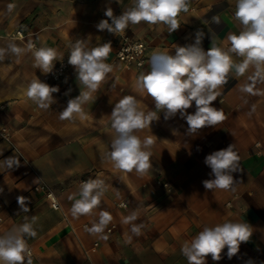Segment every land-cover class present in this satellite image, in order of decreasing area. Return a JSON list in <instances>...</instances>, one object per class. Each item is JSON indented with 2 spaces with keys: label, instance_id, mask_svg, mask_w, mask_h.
I'll return each instance as SVG.
<instances>
[{
  "label": "crops",
  "instance_id": "obj_1",
  "mask_svg": "<svg viewBox=\"0 0 264 264\" xmlns=\"http://www.w3.org/2000/svg\"><path fill=\"white\" fill-rule=\"evenodd\" d=\"M131 2L0 0V48L6 49L9 43L26 48L33 40L56 49L68 63L70 47L78 39L85 40L89 48L114 41L110 32L96 25L109 19L104 15L108 7L119 16ZM235 4L236 0H190L188 12L178 16L179 29L172 33L165 25L129 24L124 33L146 43L147 62L140 69L123 67L114 61L112 43L106 60L112 71L83 105V120L59 119L68 100L83 90L74 66L68 63L63 77L51 85L59 91L53 94L56 102L45 111L24 96L30 81L42 74L33 67L31 52L19 57L6 54L0 60V129L7 128L9 137H0V161L16 156L20 166H0V235L24 223L25 217L30 222L35 216L37 236L27 240L33 264H188L182 245L205 226L231 220L248 223L252 236L241 243L232 259L227 258L225 248L220 261L209 255L206 264H264V78L256 76L254 66L242 75L235 68L228 73L227 83L212 103L225 115L215 127L189 135L179 113L165 120L161 112L150 128L135 133L142 140L151 137L154 141L147 174L116 170L107 158L115 136L110 115L116 102L133 96L145 113L156 111L153 99L135 87L137 76L150 70L152 55L163 51L174 55V45L193 44L197 31L204 33L201 46L205 51L212 40L228 51V34H238L242 28L234 19ZM214 16H219V24L212 20ZM18 29L25 38L14 36ZM229 54L234 63L242 62V57ZM187 112H195L194 102ZM230 144L240 157L239 170L232 173L234 190H206L202 182L214 176L205 157ZM83 176L102 179L107 191L92 215L74 218L70 197L78 193V180ZM157 180L168 181L170 189ZM43 186L57 197L58 209L51 208ZM18 196L28 198L27 213L20 209ZM118 201L126 207H117ZM101 210L109 212L116 223L111 234L103 232L106 239L82 227L85 222L91 227ZM133 212L137 219L124 223ZM133 224L142 225L138 235L131 231ZM94 240L99 246L92 251Z\"/></svg>",
  "mask_w": 264,
  "mask_h": 264
},
{
  "label": "clouds",
  "instance_id": "obj_2",
  "mask_svg": "<svg viewBox=\"0 0 264 264\" xmlns=\"http://www.w3.org/2000/svg\"><path fill=\"white\" fill-rule=\"evenodd\" d=\"M121 3V0H117ZM190 0H132L128 7L119 16L113 14L111 7L104 13L109 19H102L97 25L100 31L107 30L116 35L122 34L129 24L144 22L150 26H167L168 33L179 29L178 16L187 13ZM12 5H9L11 10ZM234 19L242 26L239 33H229L230 42L228 51L217 47L212 40L211 47L205 51L201 46L204 33L197 31L195 42L186 46L174 45L175 54L156 52L150 58V70L141 72L135 87L141 94L149 95L156 111L145 113L135 97L125 96L115 103L110 115L111 128L115 136L111 143V150L107 154L108 160L116 170L138 175L147 174L152 167L151 147L154 141L151 137L143 140L135 133L150 128L153 121L163 112L165 120L173 118L179 113L188 125V134H194L205 127H215L225 119L221 109L212 106L220 95L218 89L227 83V75L235 68L237 75H242L250 66L256 69V76L264 78V0H236ZM219 24V16L212 17ZM111 42L99 44L89 48L85 40H76L70 47L68 63L75 68L77 81L83 86L80 94L69 99L67 106L59 112L60 120L85 119L83 105L92 100L99 85L112 71V65L106 63L112 51ZM26 51L31 52L33 67L43 73H51L55 62L62 60V54L51 47L37 48L29 42L26 48L15 43H9L7 48H0V60L6 54L17 57ZM229 53L242 57V62H233ZM59 91L58 87L50 86L37 77L30 81L24 90V96L32 101L39 109L48 110L56 102L53 94ZM243 91H251L245 88ZM195 103V112L189 114L187 109ZM175 134V133H174ZM204 163L211 169L213 179L204 180L206 190H234L232 173L239 170L240 157L234 150V144L214 151L205 157ZM0 166L10 169L20 166L16 156L0 161ZM3 189H0L2 192ZM107 187L102 179H88L82 181L78 193L70 197L73 200L70 212L72 217L92 215L100 206ZM78 196L79 198H76ZM27 197L18 196L17 202L22 212L27 213ZM125 207L126 205H121ZM137 219L133 212L124 218V223ZM109 212L99 211L98 220L93 222L86 231L92 235H100L111 222ZM36 217L31 221L25 217V222L14 226L0 235V264H33L32 251L27 243L28 238H35ZM141 226L132 225L131 231L137 235ZM252 227L248 223L226 220L215 226H205L191 241H186L181 248L188 264H206V257L211 256L213 261L222 259V252L227 248V258L236 256L243 242H248L252 236ZM251 264V262H249Z\"/></svg>",
  "mask_w": 264,
  "mask_h": 264
},
{
  "label": "built area",
  "instance_id": "obj_3",
  "mask_svg": "<svg viewBox=\"0 0 264 264\" xmlns=\"http://www.w3.org/2000/svg\"><path fill=\"white\" fill-rule=\"evenodd\" d=\"M109 21L111 23L110 19ZM110 34L114 36L115 40L113 41V39H109L106 41V43L111 42V44L113 43L115 46V49H114V61L115 62H117L118 64L128 69L129 68L140 69L145 65L148 59L147 58V45L143 40L132 38L128 36L127 34H125L124 32L118 35L114 33H110ZM14 36L19 39L25 38V34L20 29L15 31ZM29 42L33 43L37 48L41 47L39 44H37L33 40L28 41L26 43V46ZM67 67H68V63L65 59L58 60L55 62V66L51 73L45 74L42 72L40 80L51 86L52 84L58 82L63 77ZM0 137L4 139H8L9 132L7 128L2 127L0 129ZM88 179H95V178L93 176H83L78 180V186H80L82 181H85ZM157 183L161 184L164 188L170 189L169 187L170 184L168 181L157 180ZM43 189H45V197L48 200L51 208L55 210L58 209L59 202L55 194L52 192L50 188L43 186ZM115 205L121 208L126 207V206L125 207L121 206V205H126L124 201L115 202ZM98 216L99 215L95 217V221L98 220ZM82 227L86 229V227H90V226H89V223L85 222L82 224ZM115 229H116V223L113 220H111V222L105 228L104 232L107 234H111ZM98 246H99V241L94 240L91 244V250L92 251L96 250Z\"/></svg>",
  "mask_w": 264,
  "mask_h": 264
},
{
  "label": "rangeland",
  "instance_id": "obj_4",
  "mask_svg": "<svg viewBox=\"0 0 264 264\" xmlns=\"http://www.w3.org/2000/svg\"><path fill=\"white\" fill-rule=\"evenodd\" d=\"M65 6H66V5H65ZM65 6H64V7H65ZM60 8H62V7H60Z\"/></svg>",
  "mask_w": 264,
  "mask_h": 264
}]
</instances>
